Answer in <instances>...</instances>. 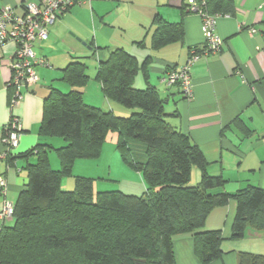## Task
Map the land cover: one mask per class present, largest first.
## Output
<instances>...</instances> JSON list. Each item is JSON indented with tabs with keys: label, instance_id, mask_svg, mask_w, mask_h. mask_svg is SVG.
I'll return each instance as SVG.
<instances>
[{
	"label": "trees",
	"instance_id": "obj_1",
	"mask_svg": "<svg viewBox=\"0 0 264 264\" xmlns=\"http://www.w3.org/2000/svg\"><path fill=\"white\" fill-rule=\"evenodd\" d=\"M204 8L230 15L235 3L206 0ZM160 23L155 48L183 37L182 23ZM86 68L83 61L69 64L62 80L70 90L52 88L44 102L41 136L66 144L40 142L19 155L36 159L27 164L29 181L14 203L13 217L0 220V264H176L173 237L185 232L193 233L196 254L208 264L224 251L222 231L205 229L207 218L231 199L237 201L233 239L244 238L249 228L264 231V188L223 189L226 180L209 173L199 146L167 121L158 89L135 88L136 56L115 49L99 61L96 76L104 95L131 109L130 116L85 102L78 88L89 80ZM110 131L118 132L122 159L141 174L144 192L115 189L95 195L94 179L84 176L76 178L73 189H63L75 161L97 158ZM52 150L60 159L58 169L51 165ZM194 166L201 170L198 184L190 183ZM239 255V264H264V254Z\"/></svg>",
	"mask_w": 264,
	"mask_h": 264
},
{
	"label": "crops",
	"instance_id": "obj_2",
	"mask_svg": "<svg viewBox=\"0 0 264 264\" xmlns=\"http://www.w3.org/2000/svg\"><path fill=\"white\" fill-rule=\"evenodd\" d=\"M26 1L42 3L44 0H0V9L9 5L21 14ZM189 1L90 0L73 6L50 27L46 40L35 43L37 55L47 63L36 66L39 81L27 86L24 98L14 106L8 82L12 77L9 63L17 44L10 41L1 47L0 154L6 150L5 127L12 115L20 117L22 126L18 147L0 161V175L9 184L8 200L15 203L26 188L27 164L36 159L35 156L20 158V154L40 142L56 147L66 144L59 137L43 138L39 130L44 102L51 89L71 88L62 80L67 66L75 61L86 64L89 80L78 89L83 92L86 103L97 106V84L102 90L96 77L99 61L119 48L137 57V75L142 72L146 84L139 83L137 87L146 88L149 84L158 89L167 121L199 146L208 162L209 173L226 180L225 191L234 193L248 185L264 188V0H233L234 12L217 17V32L223 39V47L192 66L191 98L185 96L180 84L168 85L164 80L170 68H181L194 50L205 46L202 18L187 10ZM160 21L182 23L183 37L155 48L154 34ZM252 29L256 31L251 32ZM145 61H148L146 71L142 69ZM107 100L109 110L116 114L119 113L116 111H125L121 104ZM59 161L56 159L53 165L51 160L54 169L60 167ZM117 164L129 167L124 161ZM200 180L201 170L194 166L190 183L198 184ZM68 182L63 185L62 181L63 189H73L75 185ZM4 199L0 194V212ZM236 211L237 201L231 199L227 205L217 206L209 213L205 229L222 231L224 252L208 264H239L240 252L264 254V231L249 228L244 238H232ZM173 250L176 264H203L196 254L192 232L175 235Z\"/></svg>",
	"mask_w": 264,
	"mask_h": 264
},
{
	"label": "built area",
	"instance_id": "obj_3",
	"mask_svg": "<svg viewBox=\"0 0 264 264\" xmlns=\"http://www.w3.org/2000/svg\"><path fill=\"white\" fill-rule=\"evenodd\" d=\"M90 0H44L42 3L26 1L23 3L24 11L18 14L13 6L0 9V49L7 42H15L17 49L9 63L12 70L8 88H12V106L24 98V89L39 81L36 66L46 65V60L39 57L35 50L37 41L46 40L49 29L56 21L75 5ZM206 0H190L187 10L195 12L202 18V33L205 46L201 50H194L187 63L181 68H170L164 80L168 85L180 84L186 97L191 98L194 92V82L191 75L192 66L203 56L218 53L223 47V39L217 32V17L204 8ZM252 29L251 32H255ZM22 132L21 119L12 115L5 127L4 143L6 150L0 154V161L16 149ZM8 180L0 175V194L5 197L0 220L11 219L15 205L6 198Z\"/></svg>",
	"mask_w": 264,
	"mask_h": 264
},
{
	"label": "rangeland",
	"instance_id": "obj_4",
	"mask_svg": "<svg viewBox=\"0 0 264 264\" xmlns=\"http://www.w3.org/2000/svg\"><path fill=\"white\" fill-rule=\"evenodd\" d=\"M89 65H90V61H89ZM90 67L93 70L92 64L90 65ZM139 83H142V85L146 86L142 72H140L136 77L135 88L143 89V87H137ZM64 87H61L62 90L67 92L68 89L66 88L64 89ZM107 102H108L107 98H105L102 90H99L97 84V106L109 110V108L107 107ZM124 109L125 111H121V112L116 111L119 112L117 114H120L121 116H130L132 110L127 108ZM118 137H119L118 132L110 131L102 147L101 154L97 158L77 159L75 161L72 174L70 176L64 177L63 185H65V183H67L68 181H69L68 183H71V185L72 183L75 185L76 178L78 176H84V177H91L94 179L95 195L99 191L115 190V189L122 190L123 192L126 193L141 195L145 190L144 189L145 185L143 184L144 182L139 176V172L133 169L131 166L118 167L117 162L123 161L121 156V151L117 147ZM50 158L52 160L53 165L56 159L57 161L60 160L55 150H52L50 152ZM81 161H85L83 162L84 164H80ZM128 171L134 173L135 176H132L131 173ZM130 185H132L133 188H130Z\"/></svg>",
	"mask_w": 264,
	"mask_h": 264
},
{
	"label": "water",
	"instance_id": "obj_5",
	"mask_svg": "<svg viewBox=\"0 0 264 264\" xmlns=\"http://www.w3.org/2000/svg\"><path fill=\"white\" fill-rule=\"evenodd\" d=\"M140 264V263H139ZM141 264H144V263H141Z\"/></svg>",
	"mask_w": 264,
	"mask_h": 264
}]
</instances>
